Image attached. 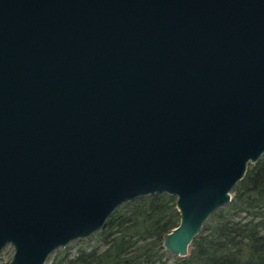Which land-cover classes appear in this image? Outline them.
<instances>
[{
  "label": "water",
  "instance_id": "95a60500",
  "mask_svg": "<svg viewBox=\"0 0 264 264\" xmlns=\"http://www.w3.org/2000/svg\"><path fill=\"white\" fill-rule=\"evenodd\" d=\"M264 154V0H0V253L46 264L176 197L185 257Z\"/></svg>",
  "mask_w": 264,
  "mask_h": 264
},
{
  "label": "trees",
  "instance_id": "16d2710c",
  "mask_svg": "<svg viewBox=\"0 0 264 264\" xmlns=\"http://www.w3.org/2000/svg\"><path fill=\"white\" fill-rule=\"evenodd\" d=\"M232 194L185 257L162 245L164 234L180 222L176 197L164 192L120 206L105 227L61 248L46 264H264V154L249 164Z\"/></svg>",
  "mask_w": 264,
  "mask_h": 264
},
{
  "label": "rangeland",
  "instance_id": "374dc122",
  "mask_svg": "<svg viewBox=\"0 0 264 264\" xmlns=\"http://www.w3.org/2000/svg\"><path fill=\"white\" fill-rule=\"evenodd\" d=\"M79 241L82 240H76L72 243H70L71 245H75L76 243H78ZM74 243V244H73ZM69 244V245H70ZM61 248L57 249L51 256H55ZM14 247L12 245H7L2 252L0 253V264H9V262L11 261V259L13 258V254H14ZM173 255V254H172ZM174 257H176V255H173Z\"/></svg>",
  "mask_w": 264,
  "mask_h": 264
}]
</instances>
